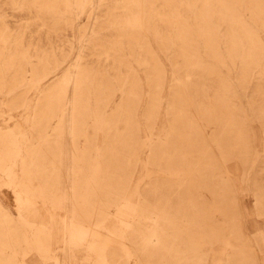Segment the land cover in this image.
Masks as SVG:
<instances>
[{
	"label": "rangeland",
	"instance_id": "obj_1",
	"mask_svg": "<svg viewBox=\"0 0 264 264\" xmlns=\"http://www.w3.org/2000/svg\"><path fill=\"white\" fill-rule=\"evenodd\" d=\"M263 256L264 0H0V264Z\"/></svg>",
	"mask_w": 264,
	"mask_h": 264
},
{
	"label": "bare ground",
	"instance_id": "obj_2",
	"mask_svg": "<svg viewBox=\"0 0 264 264\" xmlns=\"http://www.w3.org/2000/svg\"><path fill=\"white\" fill-rule=\"evenodd\" d=\"M70 187V186H69ZM66 201H67V199H66ZM68 201H69V203L68 202H66V203H68V205H69V209H73V203H72V201H70V198H68ZM64 205V204H63ZM64 207V206H63ZM66 207V206H65ZM80 228H82V227H80ZM79 228V229H80ZM96 232V231H95ZM79 233L83 236V235H85V233L86 232H84V230L83 229H80L79 230ZM94 234H96V233H94ZM97 235V234H96ZM94 236V235H93ZM111 240V239H110ZM107 242V241H106ZM93 244V243H92ZM97 245V244H96ZM91 246V245H90ZM89 246V247H90ZM105 249V248H104ZM108 250V249H107ZM92 251V250H91ZM102 252L104 251V250H101ZM68 252V251H67ZM101 253V252H100ZM107 257V256H106ZM99 258H101V257H99ZM108 259V258H107ZM263 259H264V256H263ZM106 262V261H105ZM101 262H99V264H100ZM95 264H98V263H95Z\"/></svg>",
	"mask_w": 264,
	"mask_h": 264
}]
</instances>
